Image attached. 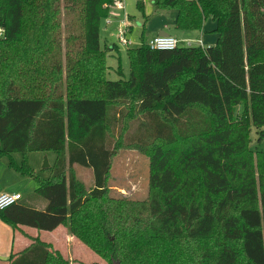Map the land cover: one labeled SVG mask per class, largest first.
Masks as SVG:
<instances>
[{"label": "trees", "instance_id": "obj_1", "mask_svg": "<svg viewBox=\"0 0 264 264\" xmlns=\"http://www.w3.org/2000/svg\"><path fill=\"white\" fill-rule=\"evenodd\" d=\"M61 2L0 0V159L37 181L47 202L18 203L0 220L67 227L108 264H264V152L250 147L254 129L264 138V0H153L156 11L177 12L180 30L216 22L218 41L161 51L142 36L127 50L129 79L118 81L107 77L118 47H101L114 0H63L76 13V22L65 17L64 59L55 45L62 31L53 34ZM130 120L134 134L124 135ZM114 139L149 156L147 200L112 195L124 146ZM46 152L57 155L49 179L28 163ZM78 167L91 170L90 191ZM10 264L71 263L33 239Z\"/></svg>", "mask_w": 264, "mask_h": 264}, {"label": "rangeland", "instance_id": "obj_2", "mask_svg": "<svg viewBox=\"0 0 264 264\" xmlns=\"http://www.w3.org/2000/svg\"><path fill=\"white\" fill-rule=\"evenodd\" d=\"M140 3H143L142 7L139 6ZM64 8L65 6L62 0L60 12L61 16H58L59 18H61L60 29L58 27H55V25L52 23L54 26L53 34H56L57 32H59V30L62 31L59 39L56 38L58 44H55L58 46L61 45L62 58L66 56L65 27L66 24H71L70 20H65L68 12L70 16H72V20L76 22V13L72 11L70 12L69 10H66ZM170 12L174 11H156L154 8L153 0H122L121 8L115 6L109 7L108 18L103 19L101 22V47L103 50H105L106 47L112 48L113 45H116L119 50V52L116 51L117 53L115 51H111L107 56V65L109 67L107 77L109 80L118 81L120 78L127 80L129 79L130 75V64L127 57V50L130 47L127 48L125 46H122L118 40L121 23L123 22L122 20L126 19L127 23L131 24L134 27L133 29H130L131 31L127 35V39L136 41L140 43V45H142L143 40L141 39L140 41L139 36L142 35V32L144 30V21L149 19L150 17L151 19L156 16L160 17ZM157 21L158 20H156V22ZM147 31L148 28L145 31L148 34ZM191 32L193 33L190 34V38L200 39V33L198 31ZM118 57L121 58L120 64L123 69V77H120L116 72L119 62ZM63 80H65V76ZM127 123H129V126ZM130 124L131 120L120 124L121 129L125 128L126 126L124 135L125 133L126 135H128L129 133L130 135L134 134L133 130H129ZM114 140L116 143L119 142L121 145L123 142L124 146H122L121 149L118 150L117 156L114 158L113 162V170L111 174V180L109 182V188L112 190V195H114L115 197H124L136 201L147 200L151 194L149 156L141 153L136 149H132L126 139L125 141L124 139L120 141H118V139ZM251 140L252 142L250 147L252 150L264 152V138L262 139V141H259V135L255 129L251 133ZM34 155L39 157V164H37V170L39 174L42 175L43 178L49 179L52 168L54 167L57 159L56 153L46 152L41 154H32L33 157ZM46 160L49 164V168H45ZM75 174L83 187L87 191H90L93 187V176L91 170L78 167L75 168ZM259 206L261 207V204ZM44 239L49 241L51 240V237L45 236ZM76 264H108V262L98 256L76 237Z\"/></svg>", "mask_w": 264, "mask_h": 264}, {"label": "crops", "instance_id": "obj_3", "mask_svg": "<svg viewBox=\"0 0 264 264\" xmlns=\"http://www.w3.org/2000/svg\"><path fill=\"white\" fill-rule=\"evenodd\" d=\"M150 19L151 17L144 21V30L146 31L148 28V34L143 30L142 35L139 36L140 41L142 36L149 40L153 37L160 36L161 32H166L181 42L185 40H198L190 38V34L193 32L183 31L175 26L177 19L176 11ZM156 20L158 21L156 22ZM122 21H125L129 26L130 33V29H133L134 27L127 23L126 19ZM215 30L216 22L208 20L205 22L203 29L198 31L200 33V39L203 41L204 48L214 46L217 43L219 35ZM32 154L28 157V163L35 173L42 177L37 170L39 157L36 155L33 157ZM13 158L18 164H21L23 161V156L21 154H16ZM38 187L39 184L37 181L23 176L11 168L8 158L0 159V195L3 193H19L23 196V199L20 202L21 204L36 210H44L47 207V202L37 195L36 191ZM45 236L51 237V240H45ZM33 239H39L41 242L51 245L53 250L60 252L66 260L70 261L71 264H76V237L69 233L67 227L60 226L52 232L38 231L37 229L26 226H20L13 229L1 220L0 264H10L12 257L24 252L33 243Z\"/></svg>", "mask_w": 264, "mask_h": 264}, {"label": "built area", "instance_id": "obj_4", "mask_svg": "<svg viewBox=\"0 0 264 264\" xmlns=\"http://www.w3.org/2000/svg\"><path fill=\"white\" fill-rule=\"evenodd\" d=\"M122 0H114V6L121 8ZM129 34V26L125 21L121 23V28L119 31V43L122 46L127 48H138L141 45L127 39V35ZM148 47L152 50H161V51H172L181 47H204L203 41L201 39L198 40H185L183 42L172 36H156L148 40ZM23 199V196L19 193H3L0 195V210H4L8 207L17 205Z\"/></svg>", "mask_w": 264, "mask_h": 264}, {"label": "water", "instance_id": "obj_5", "mask_svg": "<svg viewBox=\"0 0 264 264\" xmlns=\"http://www.w3.org/2000/svg\"><path fill=\"white\" fill-rule=\"evenodd\" d=\"M160 36L165 37V36H170V35L166 32H161ZM45 168H49V164H48L47 160L45 161Z\"/></svg>", "mask_w": 264, "mask_h": 264}]
</instances>
